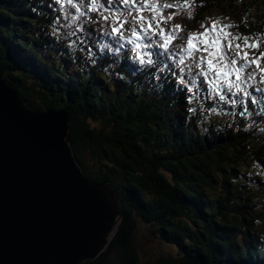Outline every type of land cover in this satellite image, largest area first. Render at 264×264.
Segmentation results:
<instances>
[{
	"label": "trees",
	"instance_id": "16d2710c",
	"mask_svg": "<svg viewBox=\"0 0 264 264\" xmlns=\"http://www.w3.org/2000/svg\"><path fill=\"white\" fill-rule=\"evenodd\" d=\"M41 1L0 0V74L21 92L32 110H62L72 121L70 127L75 125L72 128L78 130L77 120L89 118L96 125L92 130L100 129L94 137L119 146L123 153L122 161H110L113 168L111 174L106 175L107 182H116L121 199L119 229L107 249L96 260L84 264H128L122 256L130 262L142 264L140 253L153 257L158 264H264V243H261L264 241V211H259L264 210V176L254 168L255 161H264V136L254 137L245 128L235 130L227 124L215 127L197 125L196 120L189 117L185 99L170 94V84L162 85L159 90L168 92L173 101H165L170 98L168 93L158 95L161 102L155 97L150 99L149 85L124 72L118 73L121 68L115 73L119 74L121 83L124 81L133 86L129 91L120 87L116 94L108 88L88 84L84 77H90L94 70L76 63L71 65L68 62L67 68L57 64L62 63L66 53L61 55L54 43L63 37H72L83 41L87 51L95 54L93 46L102 43L93 41V30L111 31L113 17L104 21L103 15L109 13L102 15L88 11L89 0H82L81 12L73 15L69 13L71 5L65 4L62 8L56 4L55 13L46 19L37 13ZM164 3L171 5L164 9V15L171 16L165 27L174 37L170 46L171 58L162 56L159 60L167 68L179 64L174 62H179V58L185 55L181 48L187 46V33L189 36L190 33L203 32L202 25L210 26L216 21L218 27L231 26L224 29L226 32L234 34L236 26L249 35L264 28V0H161V6ZM116 5L119 0H113V6ZM121 10L125 11L123 6ZM125 15L131 21L136 13L128 15L125 11ZM48 20L59 28L57 37L46 33ZM174 25L181 28L174 29ZM41 55L57 61H51L47 67L49 63H45ZM124 55L126 50L118 51L114 61ZM94 59V63H101L98 57ZM132 60L137 61L133 56ZM113 71L114 68L110 72ZM102 76H107L103 70ZM49 85L55 87L46 97L53 95V99L57 98L55 103L47 107L32 102L34 99L28 96L32 93L30 89L39 91ZM172 103L176 108L174 113L168 106ZM164 111L180 118L182 127L170 116L161 114ZM125 114L131 118L130 125L129 119L123 117ZM112 129L116 131L112 132ZM87 132H83L84 135L72 133L70 142L80 137L92 147V139H95ZM198 136L208 138L199 139ZM162 143L164 154H159L155 148ZM73 146L88 177L103 182L95 174L89 175L81 152L74 143ZM96 147L100 150L98 142ZM132 153L142 158L138 160L142 164L141 172L143 167L145 169L144 173L136 172L134 162H129L128 156ZM103 160H107L106 155ZM132 166L136 173L132 172ZM147 169H150L149 175ZM171 172L180 183L173 185L167 180L160 184L163 175L168 176ZM152 180L157 187L155 190L147 188ZM243 184L252 190L249 197L238 188ZM181 208L186 210L182 216ZM186 213L188 218L184 220ZM243 235L247 237L242 240L240 236ZM163 245L175 246L170 249L177 252V257L164 255Z\"/></svg>",
	"mask_w": 264,
	"mask_h": 264
},
{
	"label": "water",
	"instance_id": "95a60500",
	"mask_svg": "<svg viewBox=\"0 0 264 264\" xmlns=\"http://www.w3.org/2000/svg\"><path fill=\"white\" fill-rule=\"evenodd\" d=\"M58 127L68 130L64 114L38 116L0 75V264L94 261L119 229L121 210L107 185L92 197L97 186L83 178L72 194L45 195L56 168L64 169L56 155L66 136Z\"/></svg>",
	"mask_w": 264,
	"mask_h": 264
},
{
	"label": "snow or ice",
	"instance_id": "6c2138e0",
	"mask_svg": "<svg viewBox=\"0 0 264 264\" xmlns=\"http://www.w3.org/2000/svg\"><path fill=\"white\" fill-rule=\"evenodd\" d=\"M82 0H54V3L61 5H71L77 12H81L80 3ZM88 11L104 12L109 15H103V20L108 21L109 16L113 17L111 34L116 37L117 51H120L125 44H132L135 56L134 58L142 66H151L161 59L171 58L170 42L174 38L172 31L164 28L171 16L164 15V9L171 7L164 3L161 6V0H119V5L113 6V0H89ZM124 7L128 15L132 16L133 24H139V28L133 26L125 29L124 26L129 23ZM145 11L152 13L151 16H145ZM155 21V26L154 22ZM146 25V26H145ZM203 32L190 33L187 37V46L182 47L181 51L185 55L179 58V76L178 83L183 86L188 93L193 92L190 84H197V78L193 77L190 81L185 80V67L191 74L196 70L198 77L203 78L207 85L208 95L215 96L219 101L229 105H239L248 111V102L256 103L252 98V92L249 90L251 82L255 81L259 75V82L264 83V67H261L260 61L264 59V52L259 57L250 58L249 48H259L260 45L249 43L248 36H236L224 29L230 28V25L217 26L213 21L210 26L202 25ZM180 25H174V29H180ZM126 32L129 33L126 35ZM237 41L233 45V41ZM242 40V43L240 42ZM227 41V47H225ZM235 48L234 55L228 52ZM87 50V49H86ZM155 57V60L153 59ZM190 62V66L189 63ZM255 66L258 71H248L251 66ZM254 91L262 92L264 90L255 88ZM194 109H190L193 111Z\"/></svg>",
	"mask_w": 264,
	"mask_h": 264
},
{
	"label": "rangeland",
	"instance_id": "374dc122",
	"mask_svg": "<svg viewBox=\"0 0 264 264\" xmlns=\"http://www.w3.org/2000/svg\"><path fill=\"white\" fill-rule=\"evenodd\" d=\"M37 10H38V8H37ZM23 44H25L26 42H22ZM54 45L57 47V49L58 50H60L61 49V47L59 46V44L58 43H54ZM33 51H34V53H37L34 49H33ZM42 59H45V63H49L48 64V66L47 67H49L50 66V62L52 61V62H55V61H57V59H55L54 61L49 57H46V55H41L40 56ZM70 63L71 65H72V63H75V61L73 60V53L71 52V51H67L66 52V55H65V57H64V60L62 61V63H57V64H60V65H63L65 68H67V63ZM82 62V61H81ZM112 62V64H110V67L113 69L114 68V73L112 72V73H109V72H107V69H108V65L107 64H105V65H102V66H96V68L94 69V71L92 72V74L90 75V77H84L85 78V81L88 83V84H91V83H93L95 86H97V87H104V88H108L110 91H113V93H116V94H118V92H117V89L118 88H120V87H123L125 90H127V91H129V89L130 88H133V86L131 85V84H129V83H126V82H124V81H122V83H121V81H120V77H118L117 75H116V73H115V70H117L118 69V66L117 67H115V65L116 64H118L116 61H111ZM106 63H108V62H106ZM78 64H82L83 66H84V63H78ZM34 69L33 70H35V67H33ZM102 68V69H101ZM102 70H103V72L104 73H106L107 74V76H105V77H103L102 76ZM121 70V69H120ZM41 73H43V68L41 67ZM47 75H50V73H47ZM83 77V76H82ZM115 78V79H114ZM107 81H106V80ZM143 81H145L146 82V86H148V83H147V80L146 79H143ZM118 82V83H117ZM112 83H117V85H115V84H112ZM55 86H52V85H49V86H46V87H44V88H42V89H40L39 91H35L34 89H30L31 90V94H29L28 96H29V98H31V100H33L32 102H36L37 103V105H46L47 107H48V105L49 104H53V103H55V101H56V97L53 99V95H48L47 97H46V94H48V92H51L52 91V89L54 88ZM106 90V89H105ZM46 98H45V97ZM153 97H155V99H157V100H159L160 102H161V100H160V98L156 95V94H154L153 95ZM48 98H49V100H48ZM39 99L41 100V101H39ZM140 99V98H139ZM145 99V98H144ZM151 99V98H150ZM46 102H45V101ZM146 100V99H145ZM145 100L143 101V102H145ZM41 102H43V103H41ZM137 103L138 104H140V102L137 100ZM173 105V107H171ZM172 105H168L171 109H172V111H173V113H174V109H176L175 107H174V104H172ZM170 113V112H169ZM169 113H166L165 111L164 112H161V114H163V115H165V116H170L169 115ZM40 114H43V112H40ZM81 117H82V115H81ZM123 117L124 118H128L129 119V125H130V123H131V118L127 115V114H125V115H123ZM171 118H172V120H174L180 127H182V123H181V120H180V118H177L176 116H175V114H173L172 116H170ZM78 125H80V129L78 130V129H75V128H72V127H74V126H72V127H68V130L71 132V134L72 133H74V134H76V135H84L88 130H91V131H89V132H87V135L88 136H90V137H92V138H94L95 140H93L92 139V142H93V144H92V147H90L87 143H86V141H83L80 137H75V140H74V145L76 146V148L81 152V155L83 156V159H84V161H85V164H87L88 166H87V169H88V173H89V175L90 174H95L97 177H99V178H101L102 180H103V182H101V184H100V186L99 187H101V185L103 184V183H106L107 182V178H106V175L107 174H111V167L113 168V165H112V163H110V161L111 162H113V163H117V162H120V161H122L123 160V158H121V157H123V153H122V150H121V148H119V146L117 147V146H115L113 143H111V142H106V141H104V139H102V138H100L99 140L98 139H96L95 137H94V135H97V133H99L100 132V129L99 130H92V129H94L93 127L94 126H96L95 124H94V121L93 120H91V119H89V118H81V121H78L77 120V122H76ZM70 124H71V122H70ZM185 128V127H184ZM56 131H59L60 133H62V134H64L65 136H66V142H68V143H70L71 144V147L73 148V150H74V152H75V148H74V146H73V143H71L70 142V137H71V134H69V135H67V133H66V128L65 127H58L57 129H55ZM112 132H115L116 130L115 129H112L111 130ZM134 131H135V129H134ZM83 132H85V133H83ZM136 132V131H135ZM198 138L199 139H206L207 140V136H198ZM123 139H125V138H123ZM125 140H127V139H125ZM90 141V140H89ZM97 142H98V144H99V146H100V150L99 149H97V147H96V145H97ZM82 143H85L86 145H82ZM156 151H157V153H159V154H164V144L162 143V144H159V145H157L156 146ZM75 154V153H74ZM105 155L107 156V160H103L104 158H105ZM75 157H76V159H78L77 158V156H76V154H75ZM104 157V158H103ZM132 158V159H131ZM138 159H141L142 160V158H139L138 156H136L134 153H132L131 154V156H128V160H129V162H134V170L136 171V172H138V173H140V174H142V172L144 173L145 172V169H144V167L142 168V172H141V170H140V165H142L141 164V162L138 160ZM154 166H155V164H154ZM133 169V166H132V168H131V170ZM152 169V168H151ZM157 169V167L155 168V170ZM130 170V171H131ZM174 171H175V169L173 170V173H174ZM132 172L133 173H136V172H134L133 170H132ZM149 172H150V169H147V174L149 175ZM172 172H171V174L170 175H163L164 177H163V179H160V184H162V182L164 181H167V180H170V182H171V184H173V185H175L176 183L178 184V182L180 183V180L179 179H177L175 176H174V174H173ZM116 179V178H115ZM117 180V179H116ZM109 181V180H108ZM118 181V180H117ZM153 182H151V184H149L148 185V187L147 188H154V190L157 188L156 186H155V182H154V180H152ZM85 182H86V184H87V187L89 186L90 187V185H89V182L87 181V180H85ZM112 185H113V187H114V189H113V191L115 192H113L115 195H116V197L114 196V198H116L117 199V202H118V204H119V201L121 200H119V194H117V190H116V186H115V183L116 182H113V181H109ZM109 182H107V183H109ZM119 182V181H118ZM193 182V181H192ZM120 183V182H119ZM134 183H136L135 181H134ZM194 183V182H193ZM176 184V185H177ZM112 185H111V187H112ZM137 187H138V184L136 183L135 184ZM108 190V189H107ZM180 203H182L183 204V202H181L180 201ZM185 205V204H184ZM190 206V205H189ZM181 210V216L184 214V212L186 211L184 208H181L180 209ZM188 213H186V215H187ZM120 217H121V214H120ZM188 218V215L187 216H184L183 217V219L184 220H186ZM183 220V222L184 223H186L185 221ZM173 227H175V226H173ZM247 237V235H243V236H240V238L243 240L244 238H246ZM261 243H264V241H261ZM172 245H167V246H162V247H165V250H164V255H168V254H171V255H173L174 257H177V252L175 251V250H173V249H170V247H171ZM169 247V248H168ZM172 247H174V248H176L175 246H172ZM140 260H141V263L142 264H147V263H153V264H158L157 262H155V260H154V258L153 257H151V256H149V255H145V254H142V253H140ZM122 258L123 259H125L127 262H128V264H136L135 263V261L134 262H130L129 260H128V258H126L125 256H122ZM130 260L132 261L133 260V258H130Z\"/></svg>",
	"mask_w": 264,
	"mask_h": 264
},
{
	"label": "bare ground",
	"instance_id": "6f19581e",
	"mask_svg": "<svg viewBox=\"0 0 264 264\" xmlns=\"http://www.w3.org/2000/svg\"><path fill=\"white\" fill-rule=\"evenodd\" d=\"M46 19H48V18H46ZM59 32V28L53 23V22H51V21H49L48 20V29L46 28V33H48L49 35H53V36H56L57 35V33ZM57 37V36H56ZM65 37H63V38H61V39H59V40H62V39H64ZM59 40H57V41H59ZM58 52L62 55V53H63V51H62V48L60 49V50H58ZM29 61V60H28ZM29 63H32V62H29ZM29 63H25V64H29ZM10 64V63H9ZM17 64H19V63H17ZM16 64V65H17ZM34 65V64H33ZM13 66H14V64H13ZM20 66H21V64H20ZM29 66V65H28ZM32 66V65H31ZM12 67V66H11ZM17 67V66H16ZM34 69V68H33ZM39 70V69H38ZM1 75V74H0ZM31 75H29V77H30ZM1 77H2V75H1ZM3 78V77H2ZM5 79V78H4ZM6 80V79H5ZM8 82V81H7ZM9 83V82H8ZM9 85L11 86V87H13V89L19 94V96H20V98L27 104V102L23 99V96H22V94H21V92L17 89V88H15L14 86H12L10 83H9ZM162 93H164L165 94V92L164 91H161V90H155V88H152L151 89V95H150V98L151 99H153V95L154 94H156L157 96L158 95H161ZM60 97V96H59ZM174 99L172 98V97H170V98H166L165 99V101H168V102H170V101H173ZM39 101H41L40 99H39ZM45 101V100H44ZM46 102V101H45ZM41 103H43V102H41ZM44 104V103H43ZM27 106H28V108H29V110L30 111H32V112H34L35 114H37L38 116H40V115H42V114H40V111H35V110H32L30 107H29V105L27 104ZM44 106V105H43ZM50 111V110H49ZM43 113H45L46 111H45V109H44V111H42ZM52 112H58V113H62V114H64L66 117H67V121H68V123H69V127L71 126V124H70V120H69V118L70 117H68V115H67V113H65L64 111H62V110H53ZM72 122V121H71ZM46 127H47V124H44ZM67 134L69 135V134H71V132L69 131V130H67ZM230 134H231V132H230ZM214 135H217V132L216 131H214ZM232 135V134H231ZM217 136H213L212 138H216ZM65 141V140H64ZM262 142H264V139H263V141ZM75 152H74V150H73V148L71 147V144L70 143H68V142H66L65 141V148L64 149H62V150H59V153L56 155V157H58V160L60 161V163H61V165L63 166V173L62 174H59V170L56 168V170L54 171L56 174H53V179H54V183H53V186H52V188H49V186L48 185H46V189H48V191L45 193V195L47 194V195H52L53 194V192H52V190L54 191V193L56 194V195H60V194H62V193H64V194H72L74 191V189H76V188H78V186L79 185H81L82 183H83V181H84V179L83 178H85V179H87L88 181H89V184H91V185H96L97 186V189H96V191H95V193L93 194L92 193V197H94L95 196V194H97V193H100L101 192V189H102V187L103 186H105V185H107L108 186V193L110 194V195H112V193H113V189H114V187H113V185L111 184V183H103L102 185H101V187H99L100 186V182H95V181H93L91 178H89L88 177V175L86 174V172H85V170L83 169V167L81 166V164H80V162H79V160L78 159H76V157H75V154H74ZM70 165H71V168H73V169H76L77 170V173H78V176L80 177H75V176H73L72 174H71V169H70ZM232 181V180H231ZM49 184H50V181H49ZM111 185H112V187H111ZM51 186V185H50ZM113 188V189H112ZM238 188L241 190V191H243V192H245L246 194H247V196L249 197V194L252 192V190L248 187V186H246L245 184H243V185H241V186H238ZM80 200V199H79ZM137 204V203H136ZM255 209V208H254ZM114 210H115V208H114ZM259 211H264L263 209H260ZM254 250L256 251V248H254Z\"/></svg>",
	"mask_w": 264,
	"mask_h": 264
}]
</instances>
